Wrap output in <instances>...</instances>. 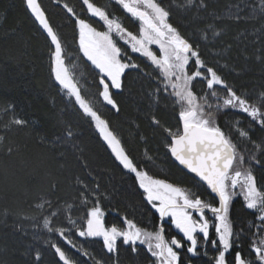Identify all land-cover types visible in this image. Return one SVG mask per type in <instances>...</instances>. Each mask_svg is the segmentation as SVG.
<instances>
[{
    "label": "trees",
    "instance_id": "obj_1",
    "mask_svg": "<svg viewBox=\"0 0 264 264\" xmlns=\"http://www.w3.org/2000/svg\"><path fill=\"white\" fill-rule=\"evenodd\" d=\"M40 2L50 21L66 39L67 47L80 56L86 70L84 79L87 87L90 86L94 92L99 91L94 66L81 57L78 45L73 40L72 19L62 5L55 4L53 0ZM64 2L73 6L81 16L85 15L80 0ZM94 2L107 7L130 31H136V24L139 25V22L115 5L114 0ZM158 2L168 6L171 0ZM208 5L204 13H176L179 16L177 20L170 11L169 22L173 26L175 24L177 27H174L180 32H184L183 29L206 32L209 24L225 30L226 35L218 42L217 52H226L221 63L226 66L228 74L226 79L221 77L237 90H251L254 93L260 91L264 94V14L259 12V0H218L217 5ZM228 6L231 7L228 12L233 17L222 23L215 22L213 15L219 14ZM237 14L240 19L234 18ZM132 57L136 63H142L151 76L141 74L129 77L128 72L132 70H128L125 74L127 92H113L120 112L116 113L111 106L105 105L103 115L101 110L99 113L119 135L134 162L142 170L176 185V179H189V176L171 161L167 148L169 138L164 129L173 130L180 122L169 104H157L150 97L152 86L147 79L158 85L155 71L148 67L149 62L139 54H132ZM193 83L196 85V82ZM194 91L197 95H203L207 89L203 84L202 91L199 92L196 88ZM208 102L213 104V108L207 110L215 112L216 120L223 129L228 118L235 115L244 116L255 128L260 129L246 114L231 109L216 111L215 105L221 101L209 96ZM260 104H264V101ZM153 117L160 121L158 126L153 125ZM14 118L25 120L26 126L12 124ZM68 130L72 131L73 136L66 140L65 133ZM259 133L264 134V130L260 129ZM262 134L257 141L260 144H264ZM0 136L4 137L0 144V264H56L57 257L52 248V254L41 256V261L36 262L34 253L27 250L28 244L22 241L14 222L22 214L36 217L35 206L47 199L58 207L61 217H64V213L69 214L67 210L72 207V215L81 223L80 218L94 204L91 197L87 205L81 203V182L101 194L100 207L105 213V226L124 227V220L127 218L138 226L153 231L162 223L145 201L133 175L115 160L94 123L52 78L49 41L28 9L26 0H0ZM9 147L12 149L11 154L8 153ZM245 156L247 159L248 154L245 153ZM261 160L262 164L254 166L253 172L258 185L264 187V157ZM7 184L12 187H9L10 190L6 187ZM53 184L56 185L55 190L52 188ZM230 215L234 231L244 230L241 251L247 254L250 243L248 225L254 220V216L251 210L246 209L242 197L234 198ZM166 228L167 225V236ZM75 240L89 250L91 255L99 253L100 258L113 264L110 254L105 253L102 242L91 238L83 241L79 237ZM208 250L212 251L211 254L214 253L211 247ZM78 262L93 264L91 259L88 263L85 257H81ZM151 263L152 257L143 246L136 254L127 246H120L119 264ZM181 264H210V260L205 256L187 259L181 257Z\"/></svg>",
    "mask_w": 264,
    "mask_h": 264
},
{
    "label": "snow or ice",
    "instance_id": "obj_2",
    "mask_svg": "<svg viewBox=\"0 0 264 264\" xmlns=\"http://www.w3.org/2000/svg\"><path fill=\"white\" fill-rule=\"evenodd\" d=\"M53 2L62 5L72 19L73 40L77 43L79 52L96 70L98 97L116 113L120 112V107L113 92L124 91L126 72L136 70L138 74L151 76V73L133 60L132 54L146 58L148 67L155 71L157 77L158 86L152 92L154 102H159L162 93L165 97L174 98L173 102L179 105L177 119L180 126L175 131L171 128L164 129L169 138L168 151L179 165L194 174L210 190L216 203L202 199L191 189L154 178L134 162L119 135L95 108L94 100L82 94L73 71L75 65L70 68L67 63V41L61 31L50 21L40 0H26L28 9L49 41L52 78L94 123L115 160L133 175L145 201L155 209L162 222L153 231L142 228L127 218L124 220L125 227L105 226V213L100 207L101 194L81 182V203L87 205L90 197L94 200L86 215L80 218L82 222L77 223V220L68 216L71 227H56L51 217L58 213L52 211L43 221L44 228L50 233L58 234L69 249L88 259L95 258L73 236L100 238L103 249L106 254H110L113 264H119L120 246H127L133 254L138 253L143 246L155 258L153 264H181V250L192 257H209V247L214 250L209 257L210 264H264V187L257 184L253 172L254 166L262 164L264 144L253 141L251 133L241 128L237 122L232 131L248 140L254 149L246 159L244 151L234 141L232 132L220 126L215 112L207 110L213 108V104L208 102V97L211 96L216 101H221L215 105L216 111L231 109L246 114L264 130V104L251 103L208 65L202 58L198 45L190 42L169 22L170 10L158 0H114L115 5L139 22L135 33L119 17L110 13L107 7L99 6L94 0H80L84 16L64 0ZM193 2L194 0H189V3ZM200 6L206 7L204 0H200ZM259 12L264 14V0H259ZM234 18L240 19L238 14ZM95 25L104 30H99ZM215 35L218 36L219 33ZM203 39H207L206 34ZM193 82L196 85L204 84L207 91L203 95H197ZM261 100L264 101V94ZM152 122L160 124L155 117ZM11 123L21 127L27 124L19 118H14ZM72 136L71 130L66 131V140ZM3 141L4 137L0 136V144ZM11 152L9 147L8 153ZM52 188L55 190L56 185L53 184ZM238 196L242 197L246 209L251 210L254 216V220L248 225L250 243L247 254L241 251L244 230L234 231L230 215L233 200ZM46 204L51 207L52 201L43 200L36 207L43 209ZM165 221L182 234L180 238L166 237ZM50 247L57 257L56 264H79L75 256L70 255L59 244L51 243ZM34 260L41 261L39 250L35 252ZM95 264L107 262L100 258L95 260Z\"/></svg>",
    "mask_w": 264,
    "mask_h": 264
},
{
    "label": "rangeland",
    "instance_id": "obj_3",
    "mask_svg": "<svg viewBox=\"0 0 264 264\" xmlns=\"http://www.w3.org/2000/svg\"><path fill=\"white\" fill-rule=\"evenodd\" d=\"M204 3L206 4V7L200 6V0H194L193 3H189V0H171L170 4L168 6L167 5H163V6L166 9H169L170 11H172L175 15V19L177 20V17H179V16H176V13H180L181 15H186L187 13H189V12L192 13L194 11L195 12L200 11L201 13L202 12L204 13V10H206L208 8V6L210 5V4L208 5V3H211L214 6V5L218 4V0H204ZM248 3H249V1H248ZM228 9H231V7L228 6L224 9H222V11L219 14L213 15L214 21L217 23H222L225 20L226 21L230 20L233 17V14L228 12ZM256 11H257V9H256ZM181 18H182V16H181ZM95 26H97L99 30H104V29H100L99 25H95ZM174 26H176V25L174 24ZM136 27L137 28H136V31H134V33L138 31V25L137 24H136ZM219 29L220 28L218 26H211V24H209L208 27L206 28V32H202V31H198V30L196 31L195 29H185V30L183 29L184 32H181V33L186 38H188L190 40V42H192L194 45H198L200 52H202L201 53L202 57L206 61H208L207 62L208 65L212 66L224 79H226L225 77H227V74H228L227 68L224 64L221 63V60L224 59L227 54H226V52L223 53L222 51L217 52V47L219 45L218 42L226 35V31L225 30H219ZM217 32L219 33L218 36L215 35V33H217ZM205 34L207 35L206 40L203 39ZM153 48H155V46H153ZM67 51L69 53L67 63H68L70 68H72V66L75 65V68L73 69V71L76 73L75 79L79 82V84L81 86L82 94L85 95L86 98H92L95 102L94 103L95 108H97L98 111L101 110V113H102L103 112V106H105V104L101 102L102 98L98 97V91L94 92L91 90L90 86H89L90 88L87 87L86 80L84 79L86 77V75H85L86 70H85L84 65L80 61V56L78 55V53L76 54L75 50H73L70 47H67ZM138 64H140L142 68L146 69V67L142 63H138ZM145 71H147V70H145ZM229 71L231 72V70H229ZM129 73H131V74H129ZM139 75H141V74H138L136 70H132V71L128 72L129 77H136ZM126 79H127V77L124 80V93L126 91L125 90L126 89V87H125ZM147 80H148V83L152 86V91L149 94H150V97L153 99L152 92L154 91V89L157 86L154 85L152 82L150 83L149 79H147ZM195 88H196V90H198L200 92L203 90V84L196 85ZM234 90H236L239 94L247 97L251 103L260 104V102L262 101L261 97H262L263 92L258 91L256 93H254V91H251V90L250 91L245 90V89L237 90L235 88H234ZM173 100H174V98L165 97L161 93L160 100L157 104H160V103L169 104V108H171V109L173 108L175 110L176 117H177L178 111H179V105L175 104L173 102ZM102 115H103V113H102ZM229 121H230V123H229ZM237 122L239 123V126L241 128L248 130L251 133V138L253 141L257 142L262 133L260 134L259 133L260 129L255 128L242 115H235V116H231L228 118V121L225 124V130L232 132L233 139L236 142V144L238 145V148L241 151H244V153L249 154L250 152L254 151L253 145L248 140L240 138L236 132L232 131L233 127L237 124ZM153 125H155V124H153ZM155 126H158V125H155ZM179 126H180V123H179ZM179 126H177V127H179ZM176 129L177 128L173 129V131H175ZM262 135H264V134H262ZM168 154L170 157V152ZM170 159H171V157H170ZM171 161H172V159H171ZM176 180H177L176 181L177 186H181V187H184L186 189H191L194 192H196L202 199L211 200L212 203L215 204L214 200H216V198H214L212 196V194H210V192L204 186H202L200 183H198L197 181L192 179L190 176H189V179L178 178ZM257 184H258V182H257ZM6 187L9 190L12 188L8 184ZM9 187H11V188H9ZM43 200H47V199H43ZM43 200H41L39 203H41ZM9 203L11 204L10 198H9ZM8 206L10 207V205H8ZM71 210H72V207L67 210V212H69V214L65 215V213H64V217H61V215H60L61 212L58 209V207L53 206V205H51V207H49L46 204L43 209L36 207V211H35L36 217L35 216L29 217V216H26L23 214H22V216L20 215V217L18 218L17 221L14 222V224L17 225L16 231L22 236V241L24 243L28 244V245H26L27 250L30 252H33L34 255H35V252L37 250H39L41 253V256H46V254L47 255H50V253L52 254L50 244L56 243V244H59L61 247H64L66 250H68L70 255L75 256V258L78 257V259L77 258L76 259L79 261V259H81L82 256L78 253H75L74 250L69 249L68 246L63 243L62 239L58 236V234L48 232L47 229H45L44 225H43L44 219L46 217H49L52 211H56L58 213V215L51 217L53 224L56 227H71V225L68 223V219H67L68 216H71V218L73 217L72 219H75L74 218L75 216L72 215ZM157 215H158V213H157ZM77 223H80V221L77 220ZM166 230H167V236L166 237H168V238H171L172 234H173V237H176V238H180L182 235L178 232V230H176L174 228L173 225L168 226V228H166ZM73 239L75 240L76 237L73 236ZM80 239L85 241V238H80ZM79 244H81V243H79ZM208 252H209V257H210L212 255L211 254L212 251L208 250ZM181 255H182L181 257H184L186 259L188 257L189 258H195L183 250H181ZM92 256L95 258V259H91L92 263L95 264V260L100 259V257H99L100 255H99V253H96ZM209 257H206V259H209ZM203 258H204V256H203ZM85 259L88 261V263H90L89 262L90 259H88V258H85ZM154 259L155 258L152 257V263L151 264H153Z\"/></svg>",
    "mask_w": 264,
    "mask_h": 264
},
{
    "label": "water",
    "instance_id": "obj_4",
    "mask_svg": "<svg viewBox=\"0 0 264 264\" xmlns=\"http://www.w3.org/2000/svg\"><path fill=\"white\" fill-rule=\"evenodd\" d=\"M171 156V155H170ZM172 161L183 171H185L192 179H194L195 181H197L198 183H200L201 185H203L202 182L199 181V179L197 177H195L194 174L189 173L186 169H184L183 166L179 165L177 161H175V159L171 156ZM204 186V185H203ZM206 188V186H204ZM210 192V190H208Z\"/></svg>",
    "mask_w": 264,
    "mask_h": 264
},
{
    "label": "flooded vegetation",
    "instance_id": "obj_5",
    "mask_svg": "<svg viewBox=\"0 0 264 264\" xmlns=\"http://www.w3.org/2000/svg\"><path fill=\"white\" fill-rule=\"evenodd\" d=\"M82 53L80 52V55H81ZM81 57H83V55H81ZM84 58V57H83ZM84 60H87L86 58H84ZM174 163V162H173ZM175 164V163H174ZM176 165V164H175ZM177 166V165H176ZM178 167V166H177ZM179 168V167H178ZM180 169V168H179ZM180 170H182V169H180ZM183 171V170H182ZM184 173H186L185 171H183ZM187 174V173H186ZM188 175V174H187ZM213 196V195H212ZM214 197V196H213ZM215 198V197H214ZM215 201V203H216V200H214ZM154 210V209H153ZM154 212H155V210H154ZM163 223H165L167 226H170L169 224H167L166 223V221L165 222H163ZM92 240H96V241H100V242H102V240L100 239V238H96V239H92Z\"/></svg>",
    "mask_w": 264,
    "mask_h": 264
}]
</instances>
